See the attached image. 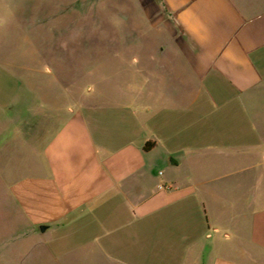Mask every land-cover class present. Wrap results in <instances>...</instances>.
Listing matches in <instances>:
<instances>
[{
  "label": "crops",
  "instance_id": "0c3cea01",
  "mask_svg": "<svg viewBox=\"0 0 264 264\" xmlns=\"http://www.w3.org/2000/svg\"><path fill=\"white\" fill-rule=\"evenodd\" d=\"M157 1L165 29L157 25L150 49L135 46L150 60L148 77L128 84L135 104L76 111L41 149L48 172L23 181L22 207L34 228L79 230L108 260L133 243L140 263L254 264L220 248L229 234L198 184L174 175L181 161L165 144L237 112L250 138L235 149L264 159V0ZM257 210L247 237L264 250V205Z\"/></svg>",
  "mask_w": 264,
  "mask_h": 264
},
{
  "label": "rangeland",
  "instance_id": "374dc122",
  "mask_svg": "<svg viewBox=\"0 0 264 264\" xmlns=\"http://www.w3.org/2000/svg\"><path fill=\"white\" fill-rule=\"evenodd\" d=\"M162 13L157 0H0V264H146L134 260L133 243L113 261L79 230L41 234L21 191L40 169L48 172L41 149L76 111L85 117L88 104L109 100L135 104L128 84L148 77L150 63L135 46L157 42ZM140 64L146 69L136 73ZM216 119L166 142L181 161L172 170L198 184L218 231L229 234L220 248L264 264V250L247 237L252 213L264 205V159L235 149L250 138L245 115Z\"/></svg>",
  "mask_w": 264,
  "mask_h": 264
},
{
  "label": "trees",
  "instance_id": "16d2710c",
  "mask_svg": "<svg viewBox=\"0 0 264 264\" xmlns=\"http://www.w3.org/2000/svg\"><path fill=\"white\" fill-rule=\"evenodd\" d=\"M152 146H153V143H152V142H147V143H145V145L143 146V149H144V150H150Z\"/></svg>",
  "mask_w": 264,
  "mask_h": 264
},
{
  "label": "water",
  "instance_id": "95a60500",
  "mask_svg": "<svg viewBox=\"0 0 264 264\" xmlns=\"http://www.w3.org/2000/svg\"><path fill=\"white\" fill-rule=\"evenodd\" d=\"M46 230H47V226H45V225H41V226H39V231H40L41 233H44Z\"/></svg>",
  "mask_w": 264,
  "mask_h": 264
}]
</instances>
